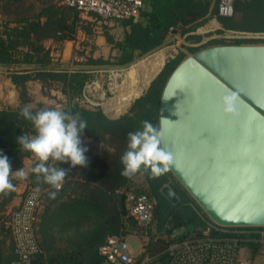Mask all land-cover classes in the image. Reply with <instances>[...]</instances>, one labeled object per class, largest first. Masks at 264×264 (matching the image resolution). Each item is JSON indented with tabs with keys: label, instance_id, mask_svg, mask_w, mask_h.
Here are the masks:
<instances>
[{
	"label": "trees",
	"instance_id": "obj_1",
	"mask_svg": "<svg viewBox=\"0 0 264 264\" xmlns=\"http://www.w3.org/2000/svg\"><path fill=\"white\" fill-rule=\"evenodd\" d=\"M216 0H144L143 8L136 19L120 20L124 31L120 39L107 37L116 54L107 58H88L84 64L124 66L142 54L160 47L168 35L180 29L181 33L194 30L204 19L213 15ZM236 14L219 17L222 27L229 29L264 31V0H234ZM31 6H24L18 0H0V12L7 14L0 19V68L7 75L18 92L15 106L0 105V155L7 156L12 172L23 165L26 157L17 143L22 134L35 135L33 124L20 113L28 105L34 113L41 109H57L79 117L87 122L81 135L82 146L88 151L87 166L72 167L70 162L50 160L48 166L67 170L60 189H55L38 180L30 170L38 161L34 158L27 177L26 188L41 192L34 232L41 252L32 257V264H102L98 247L109 234H120L137 226L128 214L125 191L132 188L137 193H148L156 198L154 221L148 229L144 251L137 257L140 261L148 254L151 259L145 264H163L169 260L166 251L174 230H180L178 238L198 234L209 227L213 235L245 236L244 243L251 257L258 254L264 227H220L211 222L188 192L168 171L159 178L140 171L144 183L121 175V156L126 150L128 133L142 129V122L150 121L158 127V102L162 86L174 66L185 57L179 51L165 62L162 70L150 81L141 95L136 97L126 112L109 117L100 107L88 108L80 104L85 87L96 74L92 68L60 65L54 59L45 41L55 42L74 39L78 32L80 13L72 7L58 2H44L37 12H30ZM220 32V30H217ZM188 40L198 42L202 36L191 34ZM255 40H236L235 43H250ZM226 43L221 38L208 39L203 44L186 47L187 51ZM77 64L79 62H76ZM80 65V64H79ZM30 81L56 84L65 96L60 108L42 102L32 106L27 91ZM144 88L141 87L140 91ZM139 91V92H140ZM111 107L119 112L126 105L117 100ZM18 179L13 173L14 187ZM168 184L179 196L177 203H171L160 192ZM25 188V189H26ZM57 193L55 199L50 193ZM16 192L0 194V264H11L15 259L10 230L6 224L10 203ZM9 208V209H8ZM60 231H63L60 234Z\"/></svg>",
	"mask_w": 264,
	"mask_h": 264
},
{
	"label": "water",
	"instance_id": "obj_2",
	"mask_svg": "<svg viewBox=\"0 0 264 264\" xmlns=\"http://www.w3.org/2000/svg\"><path fill=\"white\" fill-rule=\"evenodd\" d=\"M228 91L239 97L235 118L222 112ZM160 118L169 120L162 142L175 158L169 171L211 222L264 227V43L189 53L166 77L158 127ZM160 192L173 204L179 200L168 184Z\"/></svg>",
	"mask_w": 264,
	"mask_h": 264
},
{
	"label": "built area",
	"instance_id": "obj_3",
	"mask_svg": "<svg viewBox=\"0 0 264 264\" xmlns=\"http://www.w3.org/2000/svg\"><path fill=\"white\" fill-rule=\"evenodd\" d=\"M62 3L79 13H91L119 22L128 18L136 19L143 8L144 0H63ZM235 14L234 0H216L213 16L231 17ZM211 38H221L226 43L236 40H255L250 43H264V31L229 29L220 26L212 29L199 42H191L187 45L198 46ZM138 96L139 94L135 98ZM40 194L41 192L35 188H26L18 206L9 210L6 224L10 230L16 255L11 264H32V257L41 252L34 232ZM125 201L129 209L128 214L137 228L120 234L107 235L98 247V254L109 264H145L151 259L150 255H144L140 261H137V257L144 251L145 238L154 221L156 198L148 193H137L130 188L125 191ZM179 233L180 230L172 232V240L166 247L169 260L163 264H264V231L259 238L261 246L258 254L254 257H251L250 250L244 243L248 240L245 236H216L211 233L209 227L203 228L198 234L192 233L184 238H178ZM130 238L138 242L136 252L130 251Z\"/></svg>",
	"mask_w": 264,
	"mask_h": 264
},
{
	"label": "clouds",
	"instance_id": "obj_4",
	"mask_svg": "<svg viewBox=\"0 0 264 264\" xmlns=\"http://www.w3.org/2000/svg\"><path fill=\"white\" fill-rule=\"evenodd\" d=\"M238 101L236 92H226L221 98L223 114L237 117ZM20 114L35 129V135L22 134L17 137L20 150L31 153L38 161L30 171L37 175L38 180L42 176L45 183L60 189L68 172L60 167H49L48 162H70L72 167L87 166L85 153L88 149L82 146L81 141L83 130L88 128L87 122L78 114L72 115L57 109H41L33 113L28 105L21 109ZM166 121L169 120L160 118V127H156L145 120L142 122V129L128 133L127 147L120 158L123 165L122 176L132 178L144 171L155 179L166 174L175 164L173 153L164 144L162 146ZM13 173L15 178L20 179L28 175L23 168L12 172L8 157L0 155V194L7 195L15 190ZM56 195L53 191L50 198L55 199Z\"/></svg>",
	"mask_w": 264,
	"mask_h": 264
},
{
	"label": "rangeland",
	"instance_id": "obj_5",
	"mask_svg": "<svg viewBox=\"0 0 264 264\" xmlns=\"http://www.w3.org/2000/svg\"><path fill=\"white\" fill-rule=\"evenodd\" d=\"M18 1L19 3L21 2L24 6H31V14L33 12H37L44 2L51 1L63 4V0ZM6 16L7 14L0 12V19ZM117 23L118 22H116L115 20L104 19L95 14L80 13V23L73 46L74 53H72L74 57L72 58L70 56L72 47L68 45V56H70V58L68 57V68L79 66L92 68L97 77L95 80V84L90 82L86 85V97H83L81 100H79L80 104L88 108L101 107L104 103H109L111 105L110 102H113L114 100H117L121 105L128 104L119 112H116L113 108L106 110L105 114L112 118L117 117L118 115L127 111L129 105L135 99L134 97L140 94L139 91L141 87L145 86L146 83L153 77V75L157 71L159 63H161L159 62L155 65L156 68L151 78H149L146 82H141L138 84L135 93L127 102L123 103L117 98L113 99V97L118 94L119 90L127 85V72L131 69V67L140 64L143 60L148 59L151 55L154 54V52L157 51L155 49L151 52L142 54L139 57H135L133 61L124 66L84 64L88 58H107L112 54H116V49L113 48V45L107 41V37L111 35L115 40L121 38L122 29L120 26H118ZM46 46L52 49L53 43L46 44ZM76 62L79 63L77 64ZM163 66L164 64L159 69V72L162 70ZM145 89L146 88L142 90V93ZM27 91L29 93V96L31 97L29 104L32 106L36 105L39 102H42L44 104L53 105L56 108H60L65 104V99L64 97H62L63 95L60 93V90L56 84L49 85L41 82H32L27 85ZM17 97L18 92L9 80L6 70L0 68V105L15 106L17 104ZM135 180L139 184L141 182L144 183L143 176H141L140 174H137L135 176ZM62 232L63 231H60V234H62ZM129 248L131 252H136L138 250V242L136 239L130 238ZM102 264L109 263L104 261Z\"/></svg>",
	"mask_w": 264,
	"mask_h": 264
},
{
	"label": "crops",
	"instance_id": "obj_6",
	"mask_svg": "<svg viewBox=\"0 0 264 264\" xmlns=\"http://www.w3.org/2000/svg\"><path fill=\"white\" fill-rule=\"evenodd\" d=\"M117 24L122 29V33H121V36H122L124 29L119 24V22ZM220 26H222V24L219 21V18H217L213 15H210L206 19H204V21L200 25H198L194 30H189L187 32L181 33V30L177 29L168 35V37L166 38V40L164 41V43L160 47L156 48L157 51L154 52V54L158 53L163 58V61H162L163 63L166 62L167 60H169L170 58H173L181 50L185 52V56H186L189 54V51H187L186 47H193L194 46V45H187L188 43L192 42V41L188 40V37H187L188 35L195 34V35H199V36L204 37L206 34L211 32L212 29L219 28ZM49 43H51V44L53 43V48L52 49L50 48V51H51V54L53 55L54 59L60 61L61 66L68 67V59L70 58V56H71V58L74 57V55L72 53H74L73 46L75 43V38L71 39V40H63L61 42H55L51 39H48L45 41V44H49ZM68 45L72 47L71 51H70V56H68ZM137 57H139V56H137ZM161 63H159L157 69L160 67ZM96 78L97 77H95V79L91 83L95 84ZM138 78H139V74L136 75V79L139 81ZM126 80H129L128 76H127ZM150 81H151V79H150ZM32 82H38V81H30V82H28L27 85H29ZM62 97H64V99H65L64 95ZM84 97H86L85 92H84ZM100 108L102 109V111L104 113H106V110H109L110 108H113V107H111V105L109 103H107V104L104 103L103 106H101ZM34 158H35L34 156L26 157L24 159L23 165L20 169L23 168L25 170V172L29 173L30 166H31L32 162L34 161ZM20 169H18V170H20ZM27 177H28V175H27ZM27 177L23 178V179L17 178L18 181H17V184L15 186L16 194L13 197L9 208H16L18 206V204L20 203L23 191L25 190L26 185H27Z\"/></svg>",
	"mask_w": 264,
	"mask_h": 264
},
{
	"label": "bare ground",
	"instance_id": "obj_7",
	"mask_svg": "<svg viewBox=\"0 0 264 264\" xmlns=\"http://www.w3.org/2000/svg\"><path fill=\"white\" fill-rule=\"evenodd\" d=\"M162 61H163V58L158 53H156L150 56L148 59L143 60L140 64H137L136 66L131 67V69L127 73V76L129 79L127 80L128 82L127 85H125L124 88L122 87L119 90L118 94H116V96L113 97V99L117 98L123 103L127 102L135 93V90L138 84L141 82H146L149 78H151L156 68L155 65ZM162 65H163V62L161 63L160 67H162ZM160 67L157 69V71L160 69ZM157 71L155 72V74L157 73ZM137 74H139V81L136 79ZM148 82L146 83V85L148 84ZM146 85L144 86V88L146 87Z\"/></svg>",
	"mask_w": 264,
	"mask_h": 264
}]
</instances>
